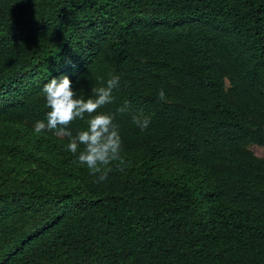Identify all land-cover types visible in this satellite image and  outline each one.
Returning <instances> with one entry per match:
<instances>
[{
	"label": "trees",
	"instance_id": "1",
	"mask_svg": "<svg viewBox=\"0 0 264 264\" xmlns=\"http://www.w3.org/2000/svg\"><path fill=\"white\" fill-rule=\"evenodd\" d=\"M109 73L126 167L97 183L34 124L52 79L87 98ZM253 146L264 0H0V264H264Z\"/></svg>",
	"mask_w": 264,
	"mask_h": 264
},
{
	"label": "clouds",
	"instance_id": "2",
	"mask_svg": "<svg viewBox=\"0 0 264 264\" xmlns=\"http://www.w3.org/2000/svg\"><path fill=\"white\" fill-rule=\"evenodd\" d=\"M120 84V76L109 73L106 83L101 81V86L93 87L91 95L85 98L78 96L72 81L64 75L52 79L42 89L49 111L45 120L35 122L34 132H52L56 137L67 138L66 151L76 157L74 163L86 166L92 176L98 177L97 183L105 181L114 168L122 172L126 167L116 114L100 111L114 103L113 93ZM158 97L167 102L164 89H160ZM129 110L130 104L125 101L116 111L124 114ZM77 120L84 121L86 127L73 135L70 126ZM132 122L143 132L150 126L151 118L140 111L133 114Z\"/></svg>",
	"mask_w": 264,
	"mask_h": 264
},
{
	"label": "rangeland",
	"instance_id": "3",
	"mask_svg": "<svg viewBox=\"0 0 264 264\" xmlns=\"http://www.w3.org/2000/svg\"><path fill=\"white\" fill-rule=\"evenodd\" d=\"M251 149L258 157H264V150L261 147L253 146Z\"/></svg>",
	"mask_w": 264,
	"mask_h": 264
}]
</instances>
